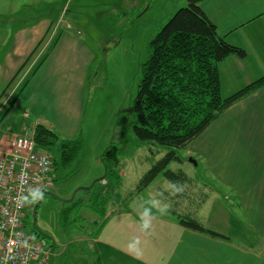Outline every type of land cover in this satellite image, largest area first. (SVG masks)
I'll return each mask as SVG.
<instances>
[{
	"label": "crops",
	"instance_id": "crops-1",
	"mask_svg": "<svg viewBox=\"0 0 264 264\" xmlns=\"http://www.w3.org/2000/svg\"><path fill=\"white\" fill-rule=\"evenodd\" d=\"M2 2L0 16L6 18L0 22V121L9 118L10 111L24 116L33 113L32 105H40V99L46 115H34L31 123L18 132L33 128L40 119L68 137L80 131L88 80L97 58L91 41L101 40L92 35L91 27L85 28L89 25L87 20L99 24L107 19L140 18L155 6L166 19L187 4V0ZM200 7L221 36L247 52L246 57L232 55L219 64L224 94L229 95L264 75V0H202ZM114 23H109L107 29ZM54 39V46L49 48ZM43 55L45 59L34 70ZM14 130V126L0 123V137L17 134ZM202 136L205 143L198 145ZM194 148L202 158L207 155L215 177L210 181L212 189L198 182L192 185L197 192L183 188L171 199L168 193L158 195L171 207L162 216L152 215L147 231L141 228L142 221L136 216H142L144 205H120L117 209L113 205L111 217L93 239L102 264H110L109 260L112 262L121 253V249L118 253L107 244L111 241L102 237L111 222L135 224L143 234L137 242L142 245L138 253L134 248L122 250L127 259L124 264H264V85L222 112L187 147L190 153ZM184 172L188 179L192 178ZM212 181L218 183L220 190L213 187ZM209 201L218 207L214 210L215 222L202 219V208ZM179 211H192L205 227L228 239L194 230L181 224L179 218L168 217V213Z\"/></svg>",
	"mask_w": 264,
	"mask_h": 264
},
{
	"label": "rangeland",
	"instance_id": "rangeland-1",
	"mask_svg": "<svg viewBox=\"0 0 264 264\" xmlns=\"http://www.w3.org/2000/svg\"><path fill=\"white\" fill-rule=\"evenodd\" d=\"M2 4L3 2L0 3ZM6 10L7 7L4 11ZM0 12L3 13L2 7ZM162 13L164 12L155 6L140 18L113 19L115 23L109 29L107 25L111 24L113 21L111 19L99 21V24H95L93 20H87L89 25H84L85 28L91 27L92 35L101 40L91 41L97 58L88 80L80 131L76 134V136L80 135L82 140V153L68 168L66 176L52 181L51 187L42 196L39 207H37L38 223L45 234L36 233L31 226L34 209L26 212L28 225L25 229L28 233H33L34 239L41 241L53 252L54 257L51 264H102V257L95 251L93 234L97 233L96 225L102 223L104 216L86 206L96 194H100L101 197L110 196L105 212V216L108 217L111 215L113 205L114 209L120 205L121 208H125L130 204V208L135 205L138 208L144 205L146 208L149 206L147 202L153 199L167 203L157 198L158 195L163 197L168 193L171 197L174 196L172 195L174 184L162 174L147 188L137 191L144 173L165 156L169 148L154 143L140 142L133 132L135 120L133 103L140 78L138 68L139 64L150 54V39L171 17L170 15L163 19L164 14L161 15ZM4 17V15L2 18L0 16V22ZM160 23L163 24L159 25ZM98 32L103 33L98 34ZM226 88L230 91V88ZM222 91L226 96L224 87ZM37 100L41 104L32 105L33 113L24 116V113L18 114L10 111L9 118L0 123L14 126V131L19 134L20 128L24 125L28 126L34 115H46L43 102L40 99ZM24 104L29 105L26 102ZM28 109L32 110L30 107ZM253 119L256 122L255 116ZM39 122L42 123L40 119ZM55 131L61 137H68L58 130ZM206 134L208 138L209 132L207 131ZM204 138L202 136L199 139L198 145L205 143ZM112 142L118 151L117 163L121 168V180H117L112 175L104 176L107 168L101 155ZM206 149L209 150V148ZM210 150L213 149L210 148ZM176 152L186 162L183 164L174 160L169 164V168L177 170L182 167L191 175V184H186L185 188H191L192 184L196 185L198 182L210 187V181L215 177L209 169L207 155L206 158H202L196 148L191 153L186 148H177ZM191 159H195L196 164ZM212 183L213 187L216 186L217 190H220L218 183L214 181ZM192 190L197 192L195 188ZM199 194L201 196L203 192ZM82 202L85 206L80 205ZM213 203L214 201L205 208L203 207L204 209L202 208V213L205 214L202 218L204 222H215L213 216L217 206ZM32 204L35 206L37 199L32 200ZM211 204L213 206L209 208ZM169 205L171 207V204ZM69 206L67 223L64 224L61 219L62 212ZM152 215L162 216L163 214L153 208ZM136 216L141 220V214L137 213ZM173 216L178 220L177 213H168V217ZM65 220L66 218L63 219ZM107 231V234L102 236L111 241L107 244L112 245L118 253L121 249L120 255H116V259H113L114 262L107 259L110 264H124L127 259L123 256V249L132 251L134 248L137 253L141 250L142 245L140 246L137 242L143 234L142 231L137 230L135 224L111 222L108 224ZM130 235L134 236L135 242H132Z\"/></svg>",
	"mask_w": 264,
	"mask_h": 264
},
{
	"label": "trees",
	"instance_id": "trees-1",
	"mask_svg": "<svg viewBox=\"0 0 264 264\" xmlns=\"http://www.w3.org/2000/svg\"><path fill=\"white\" fill-rule=\"evenodd\" d=\"M201 1L187 0L185 6L173 13L150 39V54L139 64L140 78L133 103V132L140 142L162 145L169 151L144 173L137 191L146 188L160 174L178 187L185 188L186 184H191L183 169L169 168L174 160L184 161L176 149H187L222 112L264 85L262 75L235 92L223 95L219 64L232 55L246 57L247 52L219 34L216 24L201 9ZM55 39L49 48L54 46ZM45 57H41L34 70ZM34 137L38 147L47 150L53 159L51 179L55 181L58 177H65L68 168L82 153L80 135L64 138L52 128L38 123ZM117 155L112 142L101 157L106 163L105 177L112 175L121 180ZM188 189L185 188L186 191ZM109 201V195L101 197L96 194L86 205L104 216L102 223L96 225L98 231L93 234L94 238L108 219L105 212ZM80 205L85 206V203ZM69 209L70 206L62 212L64 224L67 223ZM177 213L181 224L228 239L226 235L205 227L195 213Z\"/></svg>",
	"mask_w": 264,
	"mask_h": 264
},
{
	"label": "built area",
	"instance_id": "built-area-1",
	"mask_svg": "<svg viewBox=\"0 0 264 264\" xmlns=\"http://www.w3.org/2000/svg\"><path fill=\"white\" fill-rule=\"evenodd\" d=\"M52 166L34 130L0 138V264H48L53 255L24 225L32 200L51 186Z\"/></svg>",
	"mask_w": 264,
	"mask_h": 264
},
{
	"label": "clouds",
	"instance_id": "clouds-1",
	"mask_svg": "<svg viewBox=\"0 0 264 264\" xmlns=\"http://www.w3.org/2000/svg\"><path fill=\"white\" fill-rule=\"evenodd\" d=\"M172 187L174 188L172 195H176L183 191V187H178L176 185H173ZM147 203L149 206L144 209L141 217V228L145 231L151 228V217L153 208H155L156 211L160 212L161 214H165L170 207L168 203H162L161 201L155 199L149 200Z\"/></svg>",
	"mask_w": 264,
	"mask_h": 264
},
{
	"label": "flooded vegetation",
	"instance_id": "flooded-vegetation-1",
	"mask_svg": "<svg viewBox=\"0 0 264 264\" xmlns=\"http://www.w3.org/2000/svg\"><path fill=\"white\" fill-rule=\"evenodd\" d=\"M33 215H32V222H31V226L33 228V230L38 233V234H45L44 230L42 229V227L39 225L38 223V208L36 207L33 211H32ZM25 227L28 225V221L26 218V221L24 222ZM33 234V233H32Z\"/></svg>",
	"mask_w": 264,
	"mask_h": 264
},
{
	"label": "water",
	"instance_id": "water-1",
	"mask_svg": "<svg viewBox=\"0 0 264 264\" xmlns=\"http://www.w3.org/2000/svg\"><path fill=\"white\" fill-rule=\"evenodd\" d=\"M106 173H107V171L105 172L104 176L106 175ZM41 197H42V195L39 197L38 202H40Z\"/></svg>",
	"mask_w": 264,
	"mask_h": 264
}]
</instances>
